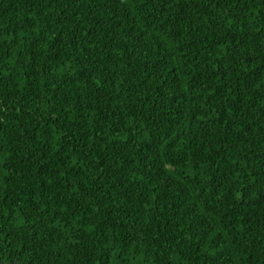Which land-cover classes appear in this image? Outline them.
<instances>
[{
    "label": "trees",
    "instance_id": "1",
    "mask_svg": "<svg viewBox=\"0 0 264 264\" xmlns=\"http://www.w3.org/2000/svg\"><path fill=\"white\" fill-rule=\"evenodd\" d=\"M0 264H264V0H0Z\"/></svg>",
    "mask_w": 264,
    "mask_h": 264
}]
</instances>
